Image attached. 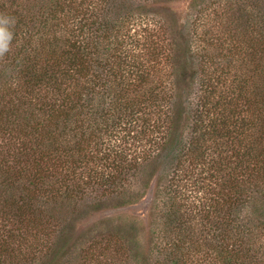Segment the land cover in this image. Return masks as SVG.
Segmentation results:
<instances>
[{
  "label": "trees",
  "instance_id": "1",
  "mask_svg": "<svg viewBox=\"0 0 264 264\" xmlns=\"http://www.w3.org/2000/svg\"><path fill=\"white\" fill-rule=\"evenodd\" d=\"M171 1L0 0V264H57L83 208L149 192L147 254L65 264H264V0Z\"/></svg>",
  "mask_w": 264,
  "mask_h": 264
},
{
  "label": "rangeland",
  "instance_id": "2",
  "mask_svg": "<svg viewBox=\"0 0 264 264\" xmlns=\"http://www.w3.org/2000/svg\"><path fill=\"white\" fill-rule=\"evenodd\" d=\"M192 0H172L170 3L164 4L162 10L168 8L165 16L161 15L165 20H178L184 24L189 12L190 2ZM156 6V5H155ZM168 6V7H167ZM159 8V6L157 7ZM161 9L159 12L162 11ZM155 12V11H153ZM158 13V9H157ZM189 80V79H188ZM176 80L175 84L179 93L189 88V81ZM151 193L133 206L115 207L117 205H104L100 209H82L78 216L74 217L69 223L71 230L68 237L63 241L65 248L62 252L63 257L57 264H65L67 261L75 259L83 246L92 247L90 243L96 238L108 237L112 234H120L127 242L133 241L138 244V250L141 254H147L152 246L154 238V228H152L149 202ZM68 225V224H67ZM49 264V263H42ZM72 264H77L75 261Z\"/></svg>",
  "mask_w": 264,
  "mask_h": 264
},
{
  "label": "clouds",
  "instance_id": "3",
  "mask_svg": "<svg viewBox=\"0 0 264 264\" xmlns=\"http://www.w3.org/2000/svg\"><path fill=\"white\" fill-rule=\"evenodd\" d=\"M16 18L0 12V58L7 55L15 39Z\"/></svg>",
  "mask_w": 264,
  "mask_h": 264
}]
</instances>
